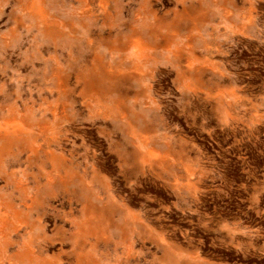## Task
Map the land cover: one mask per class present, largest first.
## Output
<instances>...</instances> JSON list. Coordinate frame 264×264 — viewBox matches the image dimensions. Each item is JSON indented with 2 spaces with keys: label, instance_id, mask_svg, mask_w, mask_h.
Wrapping results in <instances>:
<instances>
[{
  "label": "rangeland",
  "instance_id": "rangeland-1",
  "mask_svg": "<svg viewBox=\"0 0 264 264\" xmlns=\"http://www.w3.org/2000/svg\"><path fill=\"white\" fill-rule=\"evenodd\" d=\"M0 264H264V0H0Z\"/></svg>",
  "mask_w": 264,
  "mask_h": 264
}]
</instances>
